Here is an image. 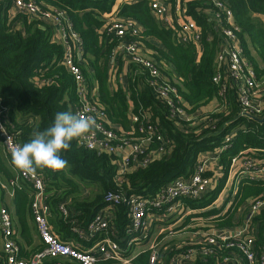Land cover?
<instances>
[{"label":"trees","instance_id":"16d2710c","mask_svg":"<svg viewBox=\"0 0 264 264\" xmlns=\"http://www.w3.org/2000/svg\"><path fill=\"white\" fill-rule=\"evenodd\" d=\"M33 1L44 10H59L80 37L83 53L78 59L89 85L95 86V102L103 111L104 126L116 134L114 141L132 143L142 137L135 125H130V112L155 127L144 152L150 156L149 161L145 165L129 167L120 176L116 170V155L81 147L77 138L70 142L68 150L61 152L67 161L64 169H37L44 182L48 221L59 238L79 242V234L86 232L89 223L103 211L110 212L108 218L115 224L118 236L130 238L132 235L126 234L129 224L126 203L108 205L104 202L105 194L121 190L126 195L154 198L173 179L189 177L200 155L208 151L218 155L220 175L214 179L216 184L212 189L202 197L181 199L184 205L195 210L186 215L184 222L193 221L192 217L199 218L206 221V231L241 224L251 202L264 195V172L258 179L238 178L234 193L231 191L232 201L223 213L225 205L214 207L212 203L225 185L233 157H249L259 162V166L263 165L264 120L261 119L264 102L259 113L240 115L236 87L223 81L218 84L212 81L221 33L205 15L208 2L186 0L187 13L201 31V50L198 51L196 44L180 43L173 29L164 27L154 16L147 0ZM225 1L232 10L236 37L243 53L256 78L261 80L264 78V25L260 16L264 14V0ZM113 11L121 20L136 23L137 34H127L123 38L106 35L102 16ZM122 42L137 43L141 52L160 63V76L175 84L181 101L172 99L193 117L191 123L172 115L166 101L151 91L149 81L152 77L140 63L120 54L110 63L111 50ZM62 52L63 46L54 37L49 24L17 11L10 0H0V118L20 145L28 142L37 131L50 127L57 113L71 112L73 106L80 104L72 76L61 64ZM124 71L128 75L127 87L121 83ZM160 82L161 78L157 79V83ZM221 84L225 86L224 95L219 94ZM261 98L264 101V95L257 99ZM158 134L167 143V155L157 153L161 143L156 139ZM0 183L5 186H0V205L4 204L7 188L12 190L13 237L19 246V255L28 258L40 247V244L32 245L33 235H37L31 210L33 188L18 178L13 163L1 147ZM90 186L95 189L87 192L85 188ZM61 206L66 208V214L61 211ZM239 207H243L245 213L237 220ZM251 225L258 247L263 242L264 208L251 219ZM194 227L201 229L199 225ZM95 240L96 237H92L88 242L80 243L90 246ZM169 240L160 247L159 264H168L175 251L185 248L172 250L175 243H170L173 239ZM120 243L125 244L124 241ZM130 253L129 250L124 254ZM221 256L220 251L207 256L196 255L189 264H224ZM60 262L78 264L67 259ZM56 263L55 259H46L43 264ZM147 263L148 251L138 253L132 260V264ZM0 264H6L1 246ZM99 264L113 262L107 260Z\"/></svg>","mask_w":264,"mask_h":264},{"label":"built area","instance_id":"2783aa9c","mask_svg":"<svg viewBox=\"0 0 264 264\" xmlns=\"http://www.w3.org/2000/svg\"><path fill=\"white\" fill-rule=\"evenodd\" d=\"M19 12H25L30 17H38L49 23L52 27L54 37L62 44L63 52L61 64L65 66L76 85L80 104L73 106L71 112L82 115H90L96 118L98 127L88 134L77 138V144L89 150L103 151L117 156L116 170L118 176L125 173L129 167L136 166L133 161L138 160V164L145 165L150 156L144 154L151 133L152 125L137 114L129 113L130 125L137 128L142 137L132 143H116V134L106 128L102 122L103 111L95 102V86L89 85L82 71L79 57L82 56V42L77 33L66 21V18L59 10H44L33 0H10ZM154 16L164 27H170L177 35L180 43L196 44L197 50H201L200 28L194 18L187 13L186 0H147ZM208 7L205 12L207 19L218 29H220L221 39L215 54L216 71L212 77L214 83L221 81L234 86L237 89L241 104L240 115L256 114L262 110L263 99H257L264 95L263 79L258 80L249 61L243 53V49L236 37L237 26L233 19L230 6L225 0H206ZM106 23L105 33L109 37L123 38L127 34H137V24L132 21H124L117 17L113 11L102 16ZM137 43L122 42L110 52V63L112 64L117 54L126 56L131 60L140 63L148 71L152 79L149 81L151 91L157 93L160 99L166 101L171 108L172 115H178L185 123H191L193 117L185 113L175 98L181 101L174 83L164 80L160 76L161 65L152 58L147 57ZM161 78L160 84L157 79ZM166 82V83H164ZM260 92V93H259ZM225 86L221 84L220 95H224ZM257 97V98H256ZM253 100L255 104H253ZM0 139L3 153L12 162L11 147L19 144L14 134L11 133L0 118ZM160 140L157 149L159 155H167V143L161 135L156 136ZM229 139V136L226 138ZM255 152L253 149H249ZM248 151V150H246ZM244 151V152H246ZM242 154V153H241ZM141 156V157H140ZM197 164L194 166L192 174L187 178H175L162 188L154 198H142L136 195H126L124 191H109L104 196V202L108 205H117L125 202L127 205L129 224L126 234L132 235L118 236L117 228L111 222L110 212L103 211L95 216L89 223L86 232L79 234V242L63 241L53 231L48 221L49 207L45 202L44 182L39 174L25 175L14 166L18 178L30 183L33 188V199L31 210L36 226L40 247L37 248L28 258L19 255L20 249L14 235L13 219L8 207L0 205V246L5 255L6 264H43L46 259L57 260L56 264H61V260L74 261L78 264H99L101 261L110 260L113 264H132L135 256L143 251H148L147 264H159L158 255L160 247L158 243L163 238H174L177 232H171L169 226H161L157 235L152 237L150 217L157 213H165L164 220L171 218L175 213L189 214L195 210L188 205H184L182 198H200L212 189L214 179L220 175L218 155L213 152H203ZM137 164V165H138ZM14 165V164H13ZM259 162L249 157H233L228 168V178L230 175L236 178L250 177L258 179L264 172V162L259 166ZM210 166L212 169H210ZM219 174L212 179L207 176L208 171L213 170ZM235 179V178H234ZM120 184V181H118ZM10 183L9 186H13ZM0 186L5 188L3 184ZM180 200V201H179ZM264 208V195L257 198L249 205L248 213L242 223L234 228H222L215 230H197L190 232L191 236L184 238L181 243H175L172 250L175 251L168 264H189L193 258L207 256L214 252L222 253L221 262L224 264H264V233L263 242L256 246L255 229L251 225V219ZM66 214V208L60 207ZM167 215V216H166ZM109 216V218H108ZM155 219L153 218V221ZM156 221V220H155ZM167 230V233H164ZM164 233V234H163ZM160 235H163L160 238ZM92 237L96 240L85 246L80 242H88ZM125 244L121 245L120 242ZM146 241L147 247L137 252H132L135 245ZM130 250V255H125Z\"/></svg>","mask_w":264,"mask_h":264},{"label":"clouds","instance_id":"9594fccd","mask_svg":"<svg viewBox=\"0 0 264 264\" xmlns=\"http://www.w3.org/2000/svg\"><path fill=\"white\" fill-rule=\"evenodd\" d=\"M97 120L90 115L59 112L50 127L37 131L23 145L11 147V159L15 167L25 175H35L37 169L62 170L67 161L61 152L70 148V142L97 128Z\"/></svg>","mask_w":264,"mask_h":264},{"label":"rangeland","instance_id":"374dc122","mask_svg":"<svg viewBox=\"0 0 264 264\" xmlns=\"http://www.w3.org/2000/svg\"><path fill=\"white\" fill-rule=\"evenodd\" d=\"M263 81H264V78H263ZM263 85H264V82H263ZM207 176L210 177V174H207ZM230 176H231V178H228V175H227L226 182H225V185L223 187L224 190H223V192H221V195L218 196V198L213 203L214 207H220V206L225 205V207L223 208L222 213L225 211V209L227 208L229 203L232 201L233 193H234V190L236 188L237 181H238V178L233 177L232 175H230ZM234 178H236V179H234ZM213 184H216L215 180H214ZM94 189L95 188L91 187V186L85 188V190L87 192H89L91 190H94ZM192 213H194V212H192ZM244 213H245V211H244L243 207H239L238 208V212H237V214H238L237 220H239L241 218L242 214H244ZM182 214L183 213H175L171 218H169L167 220H164L165 213H163V214H160V213L158 214L157 213L155 215V217H154V219L156 221L153 223L151 236L152 237L156 236L157 235L156 233L158 232V229L161 226H163V227L169 226L168 228H169V230H171V232L172 231L173 232H177V234H175L176 236L174 238H172L174 242L171 241L170 243H178V242L183 240L182 237L191 236L192 234L189 235L190 232L197 231V230L205 231V228H206V225H207L206 221L199 220V218H196V217H192L193 221L188 222L187 224H185L184 221H185V219L187 217L186 216L187 214H185V216L182 215ZM208 221L209 220H207V222ZM195 225H199L201 227V229L195 228L194 227ZM214 230H216V229H214ZM164 233H167V230ZM162 236L163 235H160V238H162ZM168 241H170L168 237L167 238H163L162 240H160V242L158 243V248L161 247L162 245H164L165 242H168ZM147 244L148 243L146 241H144V242H141V243L135 245L134 248H136V247L137 248L135 250H133L132 252L134 253V252H137V251H139L141 249H145L147 247Z\"/></svg>","mask_w":264,"mask_h":264},{"label":"crops","instance_id":"0c3cea01","mask_svg":"<svg viewBox=\"0 0 264 264\" xmlns=\"http://www.w3.org/2000/svg\"><path fill=\"white\" fill-rule=\"evenodd\" d=\"M260 19H261V21H262V23H263V25H264V14L263 15H261L260 16ZM47 23V22H46ZM47 24H49V23H47ZM152 41V40H151ZM155 42H154V44L155 45H158V42L156 41V40H154ZM153 42V41H152ZM198 56H199V54L197 53V56H196V61L198 60ZM121 83L123 84V86L124 87H127L128 86V75H127V72L126 71H124L123 73H122V75H121ZM1 139H0V147H1V150H2V146H1ZM2 152H3V150H2ZM4 154V153H3ZM133 165L134 164H138V160H136V161H133V163H132ZM210 169H212L211 168V166H210ZM210 174H211V177H212V179H214L218 174H219V172H217V171H214V169L213 170H211V171H208ZM223 190L224 189H222V191L221 192H223ZM221 195V193L219 194V196ZM214 203V202H213ZM213 203H212V206H213ZM4 204L8 207V209H9V211H11L12 210V190L9 188H7V190H6V196H5V199H4ZM155 217V215L151 218L150 217V224H151V226L153 227V223L155 222V221H153V218ZM210 230H214V229H210ZM220 231V230H219ZM187 236H185V237H182L183 239L184 238H186ZM36 244H39V240H38V237H37V235L36 234H34L33 235V244L32 245H36Z\"/></svg>","mask_w":264,"mask_h":264},{"label":"water","instance_id":"95a60500","mask_svg":"<svg viewBox=\"0 0 264 264\" xmlns=\"http://www.w3.org/2000/svg\"><path fill=\"white\" fill-rule=\"evenodd\" d=\"M261 120H264V116H263V118Z\"/></svg>","mask_w":264,"mask_h":264}]
</instances>
